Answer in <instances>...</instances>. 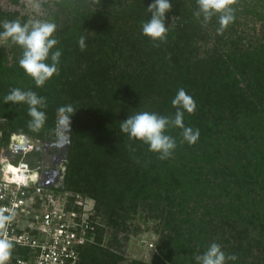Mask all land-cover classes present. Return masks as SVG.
I'll use <instances>...</instances> for the list:
<instances>
[{"label":"trees","instance_id":"trees-1","mask_svg":"<svg viewBox=\"0 0 264 264\" xmlns=\"http://www.w3.org/2000/svg\"><path fill=\"white\" fill-rule=\"evenodd\" d=\"M153 2L100 0L97 10L92 5L94 0L44 2L43 5L48 6L45 18L57 25L54 38L59 44L53 51L62 52L59 74L43 87H37L19 66L22 52L12 43L14 60L11 65L6 64V52L0 53V117L12 119L15 116L17 106L4 103L3 98L10 89L20 85L22 90H32L46 98L44 127L54 129L59 106L57 96L68 89L69 95H78L88 105L98 106L91 114L94 121L102 116L110 120V124L104 125L101 140L106 135L110 139L116 117L115 103L123 105L125 120L141 111L174 116L176 109L171 101L183 88L197 105L194 114L186 111L184 114L185 126L200 132L194 145L181 143L182 130L171 128L167 134L177 141L171 158L159 159L158 153L149 151L148 145L138 140L137 161L126 159L128 148L123 144L118 151L125 152L124 156L112 167L108 161L115 159L113 149L116 145L111 149L98 141L99 148L106 147L107 153H111L110 159L102 161L98 174L90 183L76 182L80 186L68 190L94 197L97 211L103 208L108 212V225L122 232L123 240L129 239L131 225L128 221L137 206L131 199L162 207L168 215L165 227L170 225L171 231L180 232L183 240L177 244L180 248L173 251L168 244L160 245L155 264H197L195 254L206 251L211 244L209 239L219 244L226 256L235 254L238 257L227 264H263L264 256L256 262L258 255L249 250L253 244L264 248V43H255L256 37L243 27L248 21L242 18L258 16L264 22V0H238L233 6L235 20L223 34L217 33L218 16L206 26L202 17L194 16L198 8L196 0H170L172 9L165 14L167 41L160 47H155L142 34V22L150 18L147 6ZM1 11L10 19L20 16L19 11ZM21 17L22 24L26 23L28 16ZM81 36L86 43L83 51L78 44ZM46 62L51 63L50 59ZM96 97L101 101L94 103ZM99 110L102 113L96 114ZM23 120H11L4 125L7 140L11 132H31ZM86 120H80L85 133L89 126ZM193 156L201 162L200 172L190 168L189 160ZM155 160L163 161L160 168L164 176L158 175ZM138 162L141 166L132 174L128 164L137 165ZM146 165L157 172L153 180L148 177ZM228 168L232 171L226 172ZM134 177L138 181L134 187L127 188ZM196 182L208 200L202 205L203 217L209 216L208 211L214 208L219 211L211 213L212 217H218V230L213 233H204L202 227L199 228L201 220L198 222L195 217L200 207L185 205L192 200V192L197 193ZM221 186L226 195L230 194V201L217 202L225 195L218 191ZM126 192H131V199ZM164 200L166 205L161 203ZM168 204L179 210H169ZM206 223L208 225V221ZM197 229L203 233H196ZM104 235L102 228L99 243L82 248L80 264L120 263L121 251L115 253L100 247ZM112 242L118 248L124 246L117 235ZM249 255L254 256L250 262Z\"/></svg>","mask_w":264,"mask_h":264},{"label":"rangeland","instance_id":"rangeland-1","mask_svg":"<svg viewBox=\"0 0 264 264\" xmlns=\"http://www.w3.org/2000/svg\"><path fill=\"white\" fill-rule=\"evenodd\" d=\"M47 0H41V8L35 9L29 0H0V22H3L5 19L11 21L16 20L13 18H7L4 16L1 10L5 11H19L20 16H17L22 23L23 18L21 16L27 15V22L30 20L35 19H46V9L48 6H44L43 3ZM95 5V10L98 9V5ZM242 19H246L248 21V25L243 26L244 28L248 29L254 37H256L255 43L262 44L264 43V22L258 16H244ZM242 26H240V29ZM255 29V33H254ZM0 31H3V28L0 27ZM255 40V39H254ZM12 42L10 39L8 40H0V53L6 52V59L8 65L13 63V52L11 50ZM20 53L22 49L19 47L18 50ZM20 84V82H19ZM21 85L25 87V84L21 82ZM17 88L22 89L19 85ZM26 89V88H25ZM60 95L57 96V104L59 105L56 113V124L54 129H47L46 127H42V129L38 132H27V131H14L10 134V139L7 140L6 138V127L11 120H20L24 118L23 122L25 123L26 127L28 121L31 119L28 115V106L26 104H13L17 106V111L15 112V116L11 119L8 116L0 117V158L8 157L11 160H18L24 157L32 166L40 167L42 170L43 179L45 182H51L52 186L58 188L59 190H68V188L73 189L77 186V184H88L92 180H94V176L98 174V167L101 165L102 161L105 159L109 160L111 157V153H107L106 147L108 148H115L113 151L116 153V157L114 160L110 159L109 166L116 167L119 164V158L124 156L122 150L118 151L122 146L126 145L128 151H126V159L127 157L131 159L130 161H135L136 157L139 156V144L138 140L130 139L126 134H122L120 132V122L124 121L125 118V111L123 105L115 103V111L114 115L115 122L112 125L110 139L106 135L102 140L101 136L104 134L105 124H110V120L106 119L105 117L99 118V120H93L91 114L93 113L94 109H97L98 106H90L78 95L71 96L67 92L68 89H65ZM95 101V102H94ZM94 103L101 101L100 97L94 98ZM128 102L125 103L124 107H126ZM71 105L75 111L74 114H68L70 116V124L68 131L66 132L64 128L59 124L60 114L58 113V109L61 106ZM92 105V104H91ZM107 107V105H105ZM130 109V108H129ZM17 113V114H16ZM19 113V114H18ZM102 110L96 112V114H101ZM23 114V115H22ZM78 114L79 116H77ZM1 116V114H0ZM86 120L89 124L87 126L86 133L82 130L81 121ZM81 120V121H80ZM85 133V134H84ZM22 135L26 141L27 136L30 139V143L28 147H26L27 151H23L18 146L19 137L17 135ZM25 134V135H24ZM27 135V136H26ZM100 139V140H99ZM17 140V141H16ZM110 140V143L108 141ZM103 143L106 147H100L99 143ZM138 141V142H137ZM121 144V145H120ZM124 144V145H123ZM130 149H135V151H131ZM105 154V155H104ZM98 156V159L96 158ZM120 156V157H118ZM191 159V156H189ZM194 158V159H193ZM100 159V160H99ZM199 158L192 157V160H189L190 168L194 169L195 172H200L199 166L201 162H198ZM133 160V161H132ZM137 161V160H136ZM155 165L158 169V175L164 176L163 172L161 171V165L163 161L155 160ZM154 162V161H153ZM99 163V165H98ZM103 165V164H102ZM128 169L133 173H137V166L139 168L140 162L137 165L128 164ZM126 166V165H125ZM127 167V166H126ZM2 168V163L0 161V169ZM148 169V177L150 180H153L155 174L157 172L153 171L154 167L151 165H146ZM140 170V169H139ZM226 172L232 171L230 168L225 170ZM198 176V175H197ZM138 181L137 178L134 177V180L128 182L127 188H132L135 185V182ZM77 182V184H76ZM197 187L196 191L192 192V200L185 203L188 206H195L200 207L198 213L196 215V219L198 222L201 220V228L204 233L206 231L213 233L217 231V221L218 217H212L211 213L213 214L215 208L213 210H209V216L203 217L204 210L202 205L208 201L205 194L203 193V188L198 185L196 182ZM165 189V188H164ZM163 189V190H164ZM220 189V188H219ZM218 191L225 194V189L221 186V189ZM217 191V190H216ZM230 191V189H229ZM129 197L131 192H126ZM219 193V194H220ZM213 194V191L212 193ZM223 198L217 200V202H223V200H229V195H222ZM131 199V197H130ZM133 203L137 206L135 207L134 211L131 212V218L128 221L130 226V234L128 240H123V233L117 231L112 226L108 225V218L109 214L106 212L105 209L100 208L97 211L99 220L103 223V228L105 229V235L103 236V240L101 242L102 248H109L115 253H119L123 255V259L120 261L119 264H155L156 258L159 255V247L160 245L168 244V247L173 251L174 249L180 248L177 246L180 240H183V237H179L180 232L178 234L177 230L171 231L170 225L165 227L167 222L168 215L165 213L162 207L156 208L154 205H148L141 200H136L133 198L131 199ZM228 201V202H229ZM166 205V200L161 201ZM225 203V202H224ZM169 210L175 211L179 210V208L171 206H167ZM225 209V207H223ZM236 209V208H235ZM176 212V211H175ZM216 213L219 211H215ZM232 213H230L231 215ZM178 215V214H177ZM211 218L213 220H211ZM208 221V225L206 223ZM187 227L186 224L183 225ZM251 229V228H250ZM196 233L201 235V230ZM185 232V229H184ZM182 233V232H181ZM203 233V232H202ZM256 234V232H255ZM117 235L119 237L120 242L123 243L122 248H118V246L113 245V236ZM251 235L254 233L251 232ZM257 235V234H256ZM187 238V235H184V238ZM255 237V235H254ZM215 239V238H214ZM209 243H212V240L209 239ZM254 246L250 248V252L255 255H258V258H255V261H260L259 257L264 256V248L260 246ZM187 248V246H186ZM198 254H195V256ZM243 256V255H241ZM190 258L191 256L188 255ZM254 258V256L249 255V262ZM263 262V259H262ZM191 264V263H189ZM250 264V263H248ZM264 264V262H263Z\"/></svg>","mask_w":264,"mask_h":264},{"label":"clouds","instance_id":"clouds-1","mask_svg":"<svg viewBox=\"0 0 264 264\" xmlns=\"http://www.w3.org/2000/svg\"><path fill=\"white\" fill-rule=\"evenodd\" d=\"M35 9L41 8V0H29ZM57 3L62 0H56ZM98 5L100 0H94ZM238 0H196L198 6L193 13L197 19L202 17L203 25H207L214 16H218V34H223L227 27L235 20L234 5ZM172 9L170 0H154L147 6L150 18L142 22V34L148 37L155 47H160L161 43H166L168 27L165 23V14ZM176 17H173V19ZM0 40L10 39L12 43L22 49L19 59V66L25 74L32 78L37 87H43L54 75L59 74L58 65L62 55L61 50L53 51L59 44L54 38L57 25L46 19L30 20L21 23L19 19L0 22ZM158 42V43H157ZM81 51L85 50L86 43L83 36L78 41ZM50 59L51 63H47ZM4 103L26 104L28 115L31 119L27 127L34 132L42 129L46 122L47 108L46 98L39 96L32 90H22L12 88L4 96ZM172 106L176 109L174 116H162L154 112L141 111L129 115L126 120L120 122V132L126 134L130 139H135L148 145V150L159 154V159L166 160L172 157L177 147L174 137L167 134L171 128L181 129V143L187 142L194 145L200 136L199 129L187 127L184 124L185 111L194 114L196 110L195 100L180 88L173 100ZM71 105L61 106L58 109L60 114L59 124L67 132L70 124V116L75 113ZM71 114V115H68ZM21 142L24 137H21ZM135 151V149H130ZM18 182L22 178H17ZM7 213V214H6ZM15 219V212L11 209L0 207V264H8L12 257L14 244L9 238L8 229ZM238 257L235 254L227 255L221 250L217 243H211L206 251L201 255H196L197 264H227L228 261H235Z\"/></svg>","mask_w":264,"mask_h":264},{"label":"built area","instance_id":"built-area-1","mask_svg":"<svg viewBox=\"0 0 264 264\" xmlns=\"http://www.w3.org/2000/svg\"><path fill=\"white\" fill-rule=\"evenodd\" d=\"M0 161V207L15 212L8 264H80L82 248L99 243L103 228L96 199L45 185L40 167L24 157Z\"/></svg>","mask_w":264,"mask_h":264},{"label":"water","instance_id":"water-1","mask_svg":"<svg viewBox=\"0 0 264 264\" xmlns=\"http://www.w3.org/2000/svg\"><path fill=\"white\" fill-rule=\"evenodd\" d=\"M27 136V135H26ZM20 138V137H19ZM17 141V140H16ZM29 143H30V139H29V137L27 136V139H26V141H23V142H20V140H18V146H19V148L20 149H25L26 147H28V145H29ZM43 183L45 184V185H51L52 183L51 182H45V181H43Z\"/></svg>","mask_w":264,"mask_h":264},{"label":"bare ground","instance_id":"bare-ground-1","mask_svg":"<svg viewBox=\"0 0 264 264\" xmlns=\"http://www.w3.org/2000/svg\"><path fill=\"white\" fill-rule=\"evenodd\" d=\"M19 137L21 138V137H23V136H22V135H19ZM20 138H19V139H20ZM24 141H25V139H24Z\"/></svg>","mask_w":264,"mask_h":264}]
</instances>
